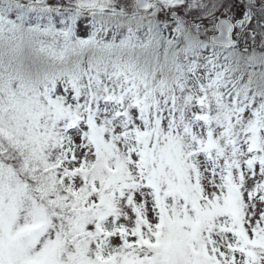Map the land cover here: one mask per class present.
<instances>
[{"label":"snow or ice","instance_id":"snow-or-ice-1","mask_svg":"<svg viewBox=\"0 0 264 264\" xmlns=\"http://www.w3.org/2000/svg\"><path fill=\"white\" fill-rule=\"evenodd\" d=\"M0 264H264V0H0Z\"/></svg>","mask_w":264,"mask_h":264}]
</instances>
